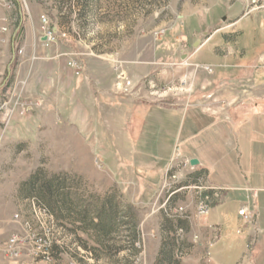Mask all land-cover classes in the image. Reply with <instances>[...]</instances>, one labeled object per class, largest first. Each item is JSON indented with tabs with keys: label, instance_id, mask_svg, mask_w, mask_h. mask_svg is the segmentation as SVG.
<instances>
[{
	"label": "rangeland",
	"instance_id": "374dc122",
	"mask_svg": "<svg viewBox=\"0 0 264 264\" xmlns=\"http://www.w3.org/2000/svg\"><path fill=\"white\" fill-rule=\"evenodd\" d=\"M42 14L48 24L40 22ZM40 23L45 33L55 29L50 41L69 70L67 82L79 76L95 87L81 83L78 100L72 102L68 84L55 94L39 88L37 78L21 79L31 71L19 65L24 30ZM0 25L7 27L0 39L7 45L0 46V241L18 231L14 213L43 232L41 214L28 199L36 172L48 180L58 174L71 204L87 209L89 219L57 211L48 233L51 260L32 264H159L164 239L175 244L173 259L181 264L190 226H162L192 216L195 230L201 229L197 206L213 185L210 178L224 186L264 188V68L258 63L264 0H0ZM105 76L120 85L116 97L101 88ZM54 81L48 80L50 89ZM192 107L212 115L215 124ZM119 110L128 113L123 130L132 139L127 135V148L119 149L122 136L111 125L106 141L117 148L105 151V120L118 123ZM147 111L134 148L135 125ZM81 127L94 132L77 133ZM195 127L199 135L188 144L208 157L210 177L185 157L163 167ZM230 197L224 208L250 203L245 191H230ZM255 202L264 206V190ZM0 264H7L1 256Z\"/></svg>",
	"mask_w": 264,
	"mask_h": 264
},
{
	"label": "crops",
	"instance_id": "0c3cea01",
	"mask_svg": "<svg viewBox=\"0 0 264 264\" xmlns=\"http://www.w3.org/2000/svg\"><path fill=\"white\" fill-rule=\"evenodd\" d=\"M10 15V14H9ZM10 19V16H9ZM10 21V20H9ZM41 22V21H40ZM41 28V29H40ZM52 31L55 33V29L52 28ZM10 34V31H9ZM8 34V35H9ZM10 39V35H9ZM55 41V40H54ZM45 37V28L42 27V24L40 23L39 26L33 29H25L24 35L22 39L23 47H22V57L20 58V70L25 69L27 66L30 65L31 71L26 72L24 75L21 73V79L27 81L30 78L36 79L38 81V87L44 88L47 91H54L56 89L55 94H58V92L62 89L67 88V84L69 86V94L71 97L72 102L74 99L78 100L79 94H80V84L84 82V86L86 88L91 87L94 89L95 87L89 85L86 81L82 80L79 76L74 77L70 81L67 82V79L64 75V72H66L67 68L64 67L63 59L59 57V47H56V43ZM3 48H5L7 45L5 43H2ZM199 45L198 47H200ZM58 48V49H57ZM57 50V51H55ZM233 71L237 69H232ZM69 71V70H67ZM54 79V85L53 88L50 89V85L48 80ZM105 76L101 83V88H103L104 92L107 94H110L112 97H116L118 95V92L121 90L120 85H113V81L108 79ZM67 82V83H66ZM238 86L239 84L236 83ZM84 87V88H85ZM68 91V90H67ZM65 94V93H64ZM239 96V95H238ZM93 97V96H92ZM94 98V97H93ZM96 100V98L93 99ZM75 100V101H76ZM90 100V99H89ZM56 101H58V97L56 98ZM153 106V105H152ZM153 108V107H151ZM189 108V107H188ZM199 111L201 114H203L205 117H208L210 121V125L215 124V120H213L212 115H208L204 110L197 109L196 107H192ZM83 109V108H82ZM186 109V108H185ZM165 110V109H164ZM183 110V109H182ZM172 114L179 113L181 109H167ZM148 111L140 117V122L136 123L135 128L137 129L136 133L134 134L133 138H136L137 141L133 144L131 143V146L135 148V145L139 141V138H141L142 134V127L145 123V119L148 116ZM117 119L118 123H112L107 122L105 120L103 132H104V138L105 141L102 142V147L105 149V151H108L110 149H114L116 146L110 145L114 144L111 142L106 141L105 135L107 133L111 132V125L117 127L118 131L120 132L122 139H118V143L121 144L119 149H122L124 147L123 144L126 145V142L128 141V137L132 139V135H129V133H126V130H123V125L126 123L128 116V113L124 116V114L119 110L117 113ZM75 118V116H72ZM77 119H82V114L77 115ZM195 119V118H194ZM195 119V124L196 123ZM245 123V122H244ZM239 124V122L237 123ZM203 125V121H202ZM197 126V125H196ZM199 126V125H198ZM180 126L178 125L177 131L179 130ZM77 133H93L94 131L83 129L82 127L77 129ZM242 134L244 131H241ZM197 130L195 127V131L191 134L184 135L182 141L178 143L176 150L172 149L171 153L168 157V160L164 162L163 167L165 168L169 162L170 159H176V158H186L189 162L191 158H197L199 160V164L197 166V169L205 168L208 171L209 177L211 171L207 167V163L209 162L208 157L202 156L199 154L196 145H189L188 142L192 139H195L198 137L199 134H197ZM200 133V131H199ZM233 133L235 136H238L239 132L236 134L234 131ZM129 135V136H127ZM249 135V134H247ZM138 136V137H137ZM244 144L250 148V144L248 143V138H243ZM108 142V143H107ZM92 146H94V143L91 142ZM117 148V147H116ZM124 148H127L124 147ZM130 148V147H128ZM178 150V151H177ZM178 152V154H177ZM105 159L107 160V153L104 155ZM110 159L108 158V164H110ZM111 165V164H110ZM183 170V168H182ZM185 171V168L184 170ZM245 181L246 176H244ZM210 180L213 182V185L218 186L221 189L219 200H217L212 207V209L209 211L207 215H202L200 217V225L201 229H198V231L195 230V224L196 221L194 220V217L189 216V219L183 220V228L187 229L188 226H190V229L192 231V235H196L193 239L192 235L190 236L188 247L183 250V254L181 255V264H201V260L203 262H206L208 264H240L241 262L243 264H264V236H260V234L263 232L264 229V206H260V209L256 206V199L258 197V193L260 190H264V188H257V187H251L248 184L245 186H224L222 184L216 183L214 180L210 178ZM245 191L248 192L250 195V203L248 202H241L237 205V207L224 208V205L229 204L231 202L230 197V191ZM241 206H247L251 211L255 214V224L250 226V224L246 221H243L242 218L237 214V210ZM220 207H223L219 210ZM262 221V224L260 226V221ZM159 242V241H158ZM160 246V243H157V248L155 252L157 253L158 247ZM251 246V247H250ZM251 249L252 253L251 256H249V249ZM213 249V250H212ZM212 250V251H211ZM213 252V253H212ZM236 257L234 262L230 263L229 261H232V258ZM241 263V264H242Z\"/></svg>",
	"mask_w": 264,
	"mask_h": 264
},
{
	"label": "built area",
	"instance_id": "2783aa9c",
	"mask_svg": "<svg viewBox=\"0 0 264 264\" xmlns=\"http://www.w3.org/2000/svg\"><path fill=\"white\" fill-rule=\"evenodd\" d=\"M5 4L7 7H10V1ZM40 20L42 23L48 24V19L45 15L42 14ZM6 31L7 27L0 25V39L3 38ZM45 37L49 40L53 39L50 29L46 31ZM258 63L260 67L264 68V53L259 56ZM69 65H72V62H69ZM220 191L221 189L218 186L212 184L205 187V191L201 193L197 206L199 216H204L209 213L215 204L214 202L219 200ZM30 205L41 214L42 221L39 217L37 219L41 224L43 232L33 231L28 220H23L19 213H14L12 221L18 224V231L9 233L0 241V256L7 261V264H10V259L11 264H32L38 260H51L54 242L49 238L48 233L54 226V219L45 209L36 205L34 201L30 200ZM178 210H182V208L180 207ZM237 214L243 221L248 222L250 226L255 224V214L247 206L239 207ZM42 223L46 225V229L42 227ZM7 224L10 225V218ZM137 245L139 246V243Z\"/></svg>",
	"mask_w": 264,
	"mask_h": 264
},
{
	"label": "trees",
	"instance_id": "16d2710c",
	"mask_svg": "<svg viewBox=\"0 0 264 264\" xmlns=\"http://www.w3.org/2000/svg\"><path fill=\"white\" fill-rule=\"evenodd\" d=\"M18 22L19 16L17 23ZM28 185L30 186V189H32L31 193H34L30 195L28 199L34 201L39 207L45 209V211L49 213L53 217V219H55L54 214H56L57 211L60 214L66 213V215L68 216L73 215L75 217H78V219H80L81 221H85L88 219V217H86L87 209H80V207L71 204L68 199L69 191L67 189H69V187L65 186L64 182L58 177V174H53L52 179L48 180L45 179V176L44 174H42V172H36L31 175L28 181ZM171 219H167L168 223L164 222L162 226L163 230L167 229V227L169 228L170 226H172L173 228H183V221L177 220V223L171 224ZM175 249L176 248L174 243H169L164 239L162 248L160 250V258L158 260V263L178 264V262L173 259V251Z\"/></svg>",
	"mask_w": 264,
	"mask_h": 264
},
{
	"label": "water",
	"instance_id": "95a60500",
	"mask_svg": "<svg viewBox=\"0 0 264 264\" xmlns=\"http://www.w3.org/2000/svg\"><path fill=\"white\" fill-rule=\"evenodd\" d=\"M205 34H206V32H205ZM193 45H194V46H197V45H198V41H195V42L193 43ZM189 164H190L191 166H196V165L199 164V160H198L197 158H191V159L189 160Z\"/></svg>",
	"mask_w": 264,
	"mask_h": 264
}]
</instances>
